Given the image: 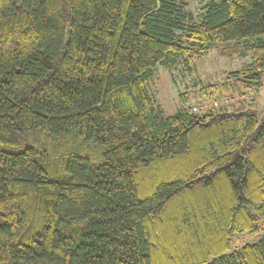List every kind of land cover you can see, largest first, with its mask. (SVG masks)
<instances>
[{
	"label": "trees",
	"instance_id": "16d2710c",
	"mask_svg": "<svg viewBox=\"0 0 264 264\" xmlns=\"http://www.w3.org/2000/svg\"><path fill=\"white\" fill-rule=\"evenodd\" d=\"M190 2L0 0V264H264V118L150 91L220 44L260 90L264 0Z\"/></svg>",
	"mask_w": 264,
	"mask_h": 264
},
{
	"label": "rangeland",
	"instance_id": "374dc122",
	"mask_svg": "<svg viewBox=\"0 0 264 264\" xmlns=\"http://www.w3.org/2000/svg\"><path fill=\"white\" fill-rule=\"evenodd\" d=\"M187 3L189 8L195 12L196 5H193L190 0H187ZM246 51L243 45L220 44L201 59L196 60L192 72L185 71L181 67L173 71L159 68L158 77L150 87L152 96L166 113H174L180 105L181 96L184 95L187 104L197 112L211 106L227 108L232 105L233 107H248L264 118V84L260 90L248 92L233 86L235 84L233 79L227 80L226 78L229 72L240 69L249 61ZM223 82L229 85V90L225 93L210 94L207 92L209 95L203 93L208 86H219ZM201 87L202 90H200ZM257 238L256 236L238 235L233 241L231 250L245 243L254 242Z\"/></svg>",
	"mask_w": 264,
	"mask_h": 264
}]
</instances>
